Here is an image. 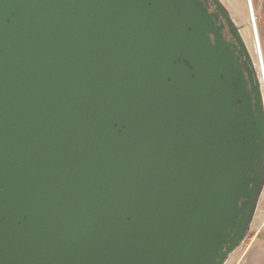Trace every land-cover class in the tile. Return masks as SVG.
<instances>
[{
    "label": "water",
    "instance_id": "obj_1",
    "mask_svg": "<svg viewBox=\"0 0 264 264\" xmlns=\"http://www.w3.org/2000/svg\"><path fill=\"white\" fill-rule=\"evenodd\" d=\"M263 192L221 0H0V264H226Z\"/></svg>",
    "mask_w": 264,
    "mask_h": 264
},
{
    "label": "rangeland",
    "instance_id": "obj_2",
    "mask_svg": "<svg viewBox=\"0 0 264 264\" xmlns=\"http://www.w3.org/2000/svg\"><path fill=\"white\" fill-rule=\"evenodd\" d=\"M221 2L228 9L232 16V19L236 23L237 27L240 29V32L253 58V61L256 67L259 69V77L264 85V76L262 73L260 61L261 59L258 55L256 45L258 41L257 34L255 33L254 23L252 22V14L250 12L249 0H221ZM252 4L255 13L256 28L261 43V51L263 53L264 62V27L261 25L260 22L261 16L264 15V0H252ZM260 208L261 210L259 212V216L264 213V211L262 210V206ZM258 219L256 218V221L254 219L251 231L249 233V237L247 238L245 243L230 257L226 264H233L235 259H237V257L240 255V252L245 249L252 241V239L257 235L259 226V222L257 221H260V218Z\"/></svg>",
    "mask_w": 264,
    "mask_h": 264
},
{
    "label": "crops",
    "instance_id": "obj_3",
    "mask_svg": "<svg viewBox=\"0 0 264 264\" xmlns=\"http://www.w3.org/2000/svg\"><path fill=\"white\" fill-rule=\"evenodd\" d=\"M263 17L264 15L261 16L260 22L264 27ZM261 206L264 211V192L261 196L256 213V218H260V221H257L259 222L257 235L252 239L249 245L240 252V255L235 259L233 264H264V213L259 216Z\"/></svg>",
    "mask_w": 264,
    "mask_h": 264
},
{
    "label": "bare ground",
    "instance_id": "obj_4",
    "mask_svg": "<svg viewBox=\"0 0 264 264\" xmlns=\"http://www.w3.org/2000/svg\"><path fill=\"white\" fill-rule=\"evenodd\" d=\"M249 7H250V12L252 14V22L254 23V28H255V33L257 34V50H258V55L260 57V61H261V69H262V73H263V76H264V62H263V53L261 51V43H260V39H259V36H258V33H257V28H256V19H255V13H254V9H253V4H252V0H249ZM254 33V34H255Z\"/></svg>",
    "mask_w": 264,
    "mask_h": 264
}]
</instances>
